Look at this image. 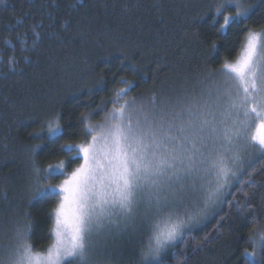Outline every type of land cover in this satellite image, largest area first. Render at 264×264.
I'll return each mask as SVG.
<instances>
[{
  "label": "snow or ice",
  "instance_id": "1",
  "mask_svg": "<svg viewBox=\"0 0 264 264\" xmlns=\"http://www.w3.org/2000/svg\"><path fill=\"white\" fill-rule=\"evenodd\" d=\"M258 10H264V0H215L194 18L199 23L211 14L217 40L210 43L209 58L233 29L242 35L234 62L205 69L171 95L152 94L147 101L120 103L132 86L124 80L129 87L108 101L111 109L96 106L104 112L101 122H91L93 111L81 114L85 138L79 143L65 139L60 112L29 133L40 143L28 146L27 202L34 207L58 198L47 213L52 242L42 251L29 243L34 223L26 211L14 220L11 239L0 245V264H119L110 245L123 237L136 242V264H166L170 255L175 264H187L193 232L219 216L224 204L242 216L250 212L252 251L244 249L243 264H264V223L246 191L264 188L251 179L257 167L264 170V26L256 30L246 23ZM104 84L101 78L93 87L102 90ZM248 149L256 157L238 166L241 150ZM57 151L65 158L38 166L40 153ZM233 188L244 194L243 201L228 199L235 197ZM0 199L7 201V192ZM209 239L201 238L194 251Z\"/></svg>",
  "mask_w": 264,
  "mask_h": 264
},
{
  "label": "trees",
  "instance_id": "2",
  "mask_svg": "<svg viewBox=\"0 0 264 264\" xmlns=\"http://www.w3.org/2000/svg\"><path fill=\"white\" fill-rule=\"evenodd\" d=\"M246 2L254 4L256 0ZM214 3L215 0L0 3V193L8 194L7 201L0 199V245L11 239L14 220L26 211L34 223L29 243L42 251L52 242V221L47 213L58 198L33 207L26 195L31 179L28 146L40 143L30 139L29 133L40 131L41 123L60 112L61 124L67 128L65 139L79 143L85 138L81 114L93 111L91 122H101L104 112L95 111L96 106L106 103L105 111L111 109L108 101L120 88L129 87L124 80L132 82V86L120 103L133 97L147 101L152 94L171 95L185 81L194 82L205 69L215 70L226 60L234 62L242 40L239 32L233 29L227 43L220 44L221 51L209 58L210 43L217 40L215 28L210 26L211 14L194 23V18L205 15ZM246 23L259 30L264 26V10H258ZM101 78L105 81L103 89L94 88ZM65 139L50 147L57 148ZM64 158L58 151L55 156L40 153L37 163L46 167ZM75 166L74 163L68 171ZM251 179L264 183L262 167L256 168ZM232 191L235 197L229 196V200L245 199L235 188ZM246 191L251 197L248 203L264 223V188ZM220 217L224 219L217 226ZM249 219L250 212L242 216L239 209L224 204L219 216L193 232L196 239L185 249L187 264H243L244 249L252 251L247 240L253 227ZM206 235L209 242L194 251ZM110 251L119 264H136L138 260L136 242H128L127 237L110 245ZM166 264H175V258L170 255Z\"/></svg>",
  "mask_w": 264,
  "mask_h": 264
},
{
  "label": "rangeland",
  "instance_id": "3",
  "mask_svg": "<svg viewBox=\"0 0 264 264\" xmlns=\"http://www.w3.org/2000/svg\"><path fill=\"white\" fill-rule=\"evenodd\" d=\"M256 155L257 153L254 149H248L247 151L241 150L238 166H246Z\"/></svg>",
  "mask_w": 264,
  "mask_h": 264
}]
</instances>
